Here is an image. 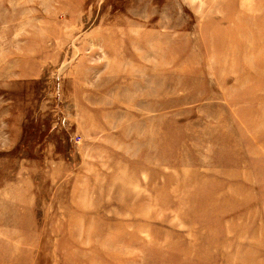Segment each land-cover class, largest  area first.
<instances>
[{
  "label": "rangeland",
  "instance_id": "rangeland-1",
  "mask_svg": "<svg viewBox=\"0 0 264 264\" xmlns=\"http://www.w3.org/2000/svg\"><path fill=\"white\" fill-rule=\"evenodd\" d=\"M0 264H264V0H0Z\"/></svg>",
  "mask_w": 264,
  "mask_h": 264
}]
</instances>
